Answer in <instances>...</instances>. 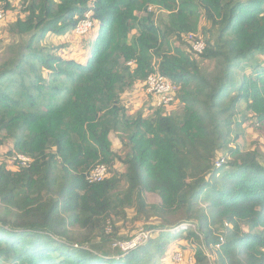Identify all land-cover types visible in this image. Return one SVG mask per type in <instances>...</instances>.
I'll return each mask as SVG.
<instances>
[{
	"label": "trees",
	"instance_id": "16d2710c",
	"mask_svg": "<svg viewBox=\"0 0 264 264\" xmlns=\"http://www.w3.org/2000/svg\"><path fill=\"white\" fill-rule=\"evenodd\" d=\"M13 1L8 31L22 42L0 64V152L9 144L15 165L0 162V264H156L171 240L189 241L191 264H264V153L243 131L247 119L264 130V0H0L5 13ZM87 15L78 55L40 45ZM157 72L181 111L127 114L121 96ZM96 164L106 176L88 183ZM129 214L149 238L104 257Z\"/></svg>",
	"mask_w": 264,
	"mask_h": 264
},
{
	"label": "rangeland",
	"instance_id": "374dc122",
	"mask_svg": "<svg viewBox=\"0 0 264 264\" xmlns=\"http://www.w3.org/2000/svg\"><path fill=\"white\" fill-rule=\"evenodd\" d=\"M14 9H12L9 12L5 13V16L2 20H0V64L3 62L4 59H6V56L8 54H6V50L7 47L9 45H13L16 43H21L22 39H19L17 37V35H13L10 34L8 31L9 25L11 24V22L14 21V19L16 18V16H20V6L19 4H17L16 2H12ZM156 11L155 13V18L156 21L158 22H164L166 21L167 17H166V12L164 10H161L159 8H155ZM21 17L23 18V15H21ZM203 28L208 29L209 25L204 21L201 20L200 23V29ZM199 29V32H201V30ZM135 33V32H134ZM74 35V34H73ZM71 35L70 37L66 36V37H59V36H55L53 34H48L43 40H41L40 45L41 46H46L47 48H53L56 49L58 48L59 45L62 46H66L67 48H71L72 49V53L73 55H78V53H80V48H78V45L81 44L82 41V36H74ZM200 35L203 36V38L205 39L206 35H203L202 33H200ZM189 39V38H188ZM183 40V39H182ZM186 40V39H185ZM184 40V41H185ZM171 41L173 44L175 45H183L184 47H186V45H184L183 43L181 44L180 42H178L177 40H175L174 38H171ZM187 42V41H185ZM187 44V43H186ZM196 58V60L198 61V63L201 65L202 68L204 69H211L212 68V62L208 61V60H203L201 59V57L199 55L193 54ZM261 59H264V57H260ZM155 96H153L152 94H149L146 89H145V84L144 82L138 84V85H134L133 87L129 88L122 96H121V104L125 107L126 113L129 115H134L138 112H141L143 115L145 116H149L154 112V109L156 108V106H158L155 103ZM182 104L176 99L173 103L169 104V105H165V106H160L162 113L164 114H173V113H177L179 111H181L182 109ZM159 107V106H158ZM244 104L241 105V111L243 110ZM248 115L250 116L251 114L248 113ZM243 131H244V137H245V143H246V148L247 149H253L254 147L258 148L261 152L264 153V130L261 129L257 123H254L253 120L251 119H247L244 121L243 123ZM116 142V148L118 149V151L123 150V146L120 145V147L118 146L119 142L118 140H115ZM9 144H6L5 148L3 149V151L0 152V162H5L7 163L9 168H14L15 165L13 163L8 164L9 162V157L6 156V154H4V150L5 152L9 149ZM124 153L123 151L121 152V154ZM116 170L117 171H122L124 170V168L122 166L117 165L116 166ZM125 187V184L122 185L121 189ZM149 198L151 200H158V196L149 195ZM182 216V215H181ZM132 214H129L127 220H126V224L123 221H120L119 223H117V226H119V233L118 239H113L107 243H100L99 245H101L98 249H99V253L101 255H103L104 257H112V256H117L120 253V248L119 247H115L114 243L118 242V244H122L126 241H128L130 238H132V236H134V234H136L138 231L140 230H149L148 229V223L145 222L144 220L141 219V221H131ZM141 217V216H139ZM142 218V217H141ZM176 219H180V216H174L172 218V220H176ZM194 230V228H193ZM119 246V245H118ZM167 250V254L173 251L172 255L170 256H162L159 257L156 260V264L165 262V263H169L171 261L172 264H191V256L193 253V246L189 243V241H183L181 242V245H179L178 240H171L170 242H168L167 247L165 249V251ZM175 252V253H174ZM181 253L182 256V260L180 262L176 261L174 259V257L176 256L177 253ZM209 255V254H208ZM209 257L212 258V255Z\"/></svg>",
	"mask_w": 264,
	"mask_h": 264
},
{
	"label": "built area",
	"instance_id": "2783aa9c",
	"mask_svg": "<svg viewBox=\"0 0 264 264\" xmlns=\"http://www.w3.org/2000/svg\"><path fill=\"white\" fill-rule=\"evenodd\" d=\"M5 16V12L0 6V20H2ZM93 27V23L89 16L87 15L83 18L78 24L75 26L73 32L76 36H83L88 34ZM187 39L191 45V49L194 54H201L204 50L205 44L203 39L196 38L194 34L186 35ZM145 89L149 94L155 96V102L158 106H163L169 104L171 101L174 100V95L177 90V86L170 82L166 77L162 76L161 74L152 73L149 74L145 79ZM13 160H19L23 165H26L30 159L28 156L23 154H17L13 157ZM223 162V159L216 161V166H220ZM107 167L104 164H96L93 166L86 175V179L88 183L99 182L103 180L106 176ZM194 228L195 226L192 223H183L179 226V228ZM152 230H140L132 238L122 244L114 243L115 247L120 248V253H126L137 246L143 244L150 236ZM119 245V246H118ZM175 260L181 261L182 256L181 253H177L174 257Z\"/></svg>",
	"mask_w": 264,
	"mask_h": 264
},
{
	"label": "crops",
	"instance_id": "0c3cea01",
	"mask_svg": "<svg viewBox=\"0 0 264 264\" xmlns=\"http://www.w3.org/2000/svg\"><path fill=\"white\" fill-rule=\"evenodd\" d=\"M150 194H151V193H149V194L146 195V198H147L148 201H150V202H158V201H159V197H158V200H151V199L149 198V195H150ZM152 195H155V194H152ZM155 196H157V195H155Z\"/></svg>",
	"mask_w": 264,
	"mask_h": 264
}]
</instances>
